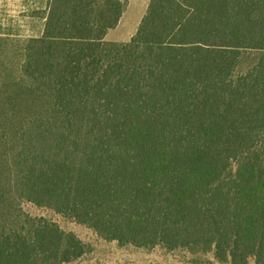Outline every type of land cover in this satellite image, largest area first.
I'll return each instance as SVG.
<instances>
[{
    "label": "trees",
    "instance_id": "16d2710c",
    "mask_svg": "<svg viewBox=\"0 0 264 264\" xmlns=\"http://www.w3.org/2000/svg\"><path fill=\"white\" fill-rule=\"evenodd\" d=\"M48 0L19 71H0V264L86 251L46 206L106 240L264 264V0Z\"/></svg>",
    "mask_w": 264,
    "mask_h": 264
},
{
    "label": "rangeland",
    "instance_id": "374dc122",
    "mask_svg": "<svg viewBox=\"0 0 264 264\" xmlns=\"http://www.w3.org/2000/svg\"><path fill=\"white\" fill-rule=\"evenodd\" d=\"M19 203L25 214L55 221L65 231L74 232L85 244L86 251L83 255L62 264H231L216 259L213 251L170 250L163 245L139 247L120 244L117 240H106L87 225L59 214L49 207L27 201ZM246 264L257 263L251 257Z\"/></svg>",
    "mask_w": 264,
    "mask_h": 264
},
{
    "label": "crops",
    "instance_id": "0c3cea01",
    "mask_svg": "<svg viewBox=\"0 0 264 264\" xmlns=\"http://www.w3.org/2000/svg\"><path fill=\"white\" fill-rule=\"evenodd\" d=\"M150 0H128L118 25L105 39L127 42L137 32ZM48 0H0V71H19L24 62L29 38L45 31Z\"/></svg>",
    "mask_w": 264,
    "mask_h": 264
}]
</instances>
